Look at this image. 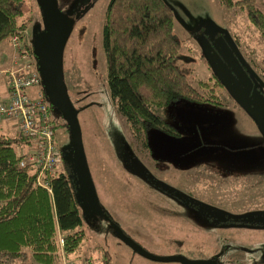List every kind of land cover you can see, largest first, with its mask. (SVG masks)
<instances>
[{
    "label": "rangeland",
    "instance_id": "obj_1",
    "mask_svg": "<svg viewBox=\"0 0 264 264\" xmlns=\"http://www.w3.org/2000/svg\"><path fill=\"white\" fill-rule=\"evenodd\" d=\"M164 1L172 7L179 40L174 63L194 85L215 72L224 87L220 104L182 101L166 108L164 115L180 135L165 143L185 152L161 151L153 162L144 133L133 132L109 93L102 34L108 0H57L71 23L63 68L66 80L71 77L67 91L73 104H86L77 118L99 201L153 253L215 257L212 264H264V159L255 162L256 155L264 158V38L243 7L219 0ZM255 4L264 10V0ZM21 7L22 17L31 19L20 32L32 38L42 27L40 10L35 0H23ZM17 58L11 40L0 41V99ZM38 90L41 86L26 88L31 97ZM48 112L57 123L56 143L69 148L59 112L54 107ZM0 128L15 134V118L0 117ZM78 205L84 238L69 255L96 262L105 247L110 264H185L141 255L115 235L103 215L83 201Z\"/></svg>",
    "mask_w": 264,
    "mask_h": 264
},
{
    "label": "trees",
    "instance_id": "obj_2",
    "mask_svg": "<svg viewBox=\"0 0 264 264\" xmlns=\"http://www.w3.org/2000/svg\"><path fill=\"white\" fill-rule=\"evenodd\" d=\"M22 1L0 0V41L10 40L13 33L24 29L30 21V17H22ZM219 1L228 7L245 8L247 19L264 38V10L256 6L255 0ZM41 21L42 27L36 31L44 28L42 15ZM173 25L172 7L164 0H108L102 25L109 93L133 132L144 133L143 143L155 160L161 157V151L174 156L185 152L177 147L171 150V143H165L180 135L171 119L164 115L166 108L182 101L220 104L224 87V81L215 72L198 79L195 85L187 80L173 61L179 48ZM24 50L35 58L31 39ZM261 75L264 76V69ZM63 77L68 90L71 77L66 80L64 68ZM41 90L49 110L54 106L42 85ZM85 105L74 106L78 112ZM52 123L54 128L57 123ZM30 141L18 128L13 135L0 128V264L55 263L59 256L57 229L63 234L67 253L74 252L84 238L78 204L87 203L78 187L71 145L60 146L62 168L49 175V192L35 183L31 164H19L24 154L22 148ZM99 249L98 261L94 262L90 256L85 259L90 264H110L109 250ZM212 259L217 261L215 257Z\"/></svg>",
    "mask_w": 264,
    "mask_h": 264
},
{
    "label": "water",
    "instance_id": "obj_3",
    "mask_svg": "<svg viewBox=\"0 0 264 264\" xmlns=\"http://www.w3.org/2000/svg\"><path fill=\"white\" fill-rule=\"evenodd\" d=\"M40 9L44 28L36 31L31 39L36 68L49 102L60 112L69 130L72 161L79 190L89 209L103 215L113 228L115 235L141 255L163 261H180L185 264H212V258H189L181 254H156L124 232L121 226L103 211L88 167L83 148L81 129L74 106L63 77V47L71 31L70 19L62 12L57 0H35Z\"/></svg>",
    "mask_w": 264,
    "mask_h": 264
},
{
    "label": "built area",
    "instance_id": "obj_4",
    "mask_svg": "<svg viewBox=\"0 0 264 264\" xmlns=\"http://www.w3.org/2000/svg\"><path fill=\"white\" fill-rule=\"evenodd\" d=\"M10 40L18 51L20 62L8 69L6 93L0 99V117L15 118L20 132L31 138L23 149L19 164H31L35 183L51 192L49 175L62 168L61 148L55 141L51 115L42 90H38L34 97L26 91L28 86L42 85L34 58L24 50L30 38L18 31L11 35ZM57 239L59 256L53 264H90L85 258L71 256L64 250L63 234L59 229ZM30 264L46 263L32 261Z\"/></svg>",
    "mask_w": 264,
    "mask_h": 264
},
{
    "label": "crops",
    "instance_id": "obj_5",
    "mask_svg": "<svg viewBox=\"0 0 264 264\" xmlns=\"http://www.w3.org/2000/svg\"><path fill=\"white\" fill-rule=\"evenodd\" d=\"M256 159H255V162L258 164L259 162H261L262 161V159H264L263 158V156H258V155H256V157H255ZM242 162H244V163H246L247 162V160H241Z\"/></svg>",
    "mask_w": 264,
    "mask_h": 264
},
{
    "label": "flooded vegetation",
    "instance_id": "obj_6",
    "mask_svg": "<svg viewBox=\"0 0 264 264\" xmlns=\"http://www.w3.org/2000/svg\"><path fill=\"white\" fill-rule=\"evenodd\" d=\"M152 157V156H151ZM152 159H153V162H154V158L152 157ZM213 215H215V214H213Z\"/></svg>",
    "mask_w": 264,
    "mask_h": 264
}]
</instances>
